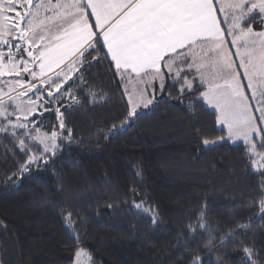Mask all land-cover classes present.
<instances>
[{
  "label": "snow or ice",
  "instance_id": "6c2138e0",
  "mask_svg": "<svg viewBox=\"0 0 264 264\" xmlns=\"http://www.w3.org/2000/svg\"><path fill=\"white\" fill-rule=\"evenodd\" d=\"M105 71L126 109L107 138L154 115L167 96L184 104L190 119L207 113L214 130H226L209 139L194 124L202 150L242 141L244 166L260 177L246 219L213 235L205 205L187 233H177V264H224L209 257L234 244L244 264H264L256 239L264 228L253 227L256 218L264 221V0H0V159L13 165L6 182L34 172L60 178L57 160L83 143L70 126L74 117L113 98ZM126 195L134 214L160 222L146 194L132 188ZM61 215L75 242L68 245L72 264H96L78 232L79 213L67 206ZM0 229L7 232L3 220ZM202 233L209 236L201 249L191 242Z\"/></svg>",
  "mask_w": 264,
  "mask_h": 264
},
{
  "label": "trees",
  "instance_id": "16d2710c",
  "mask_svg": "<svg viewBox=\"0 0 264 264\" xmlns=\"http://www.w3.org/2000/svg\"><path fill=\"white\" fill-rule=\"evenodd\" d=\"M103 75L113 98L106 106L74 117L70 126L83 143L74 142L57 160L54 171L59 179L49 171L6 182L13 165L0 159V220L7 225V232L0 229L4 264H72L68 245L75 242L65 227L62 207H73L82 218L78 232L96 264H177L183 246L176 245V235L187 233L186 226L205 205L213 235L250 214L260 177L245 168L242 143L202 150L191 131L194 124L201 125L209 139L226 136V130H214L218 126L207 113L190 119L185 105L167 96L154 115L107 138L108 127L126 109L108 73ZM132 188L146 194L149 205L159 206L155 226L129 209L133 197L126 194ZM253 227L264 228V221L256 218ZM208 236L202 233L191 243L202 249ZM256 239L264 246V235L258 232ZM216 256L224 264H244L242 249L235 244L209 258Z\"/></svg>",
  "mask_w": 264,
  "mask_h": 264
},
{
  "label": "rangeland",
  "instance_id": "374dc122",
  "mask_svg": "<svg viewBox=\"0 0 264 264\" xmlns=\"http://www.w3.org/2000/svg\"><path fill=\"white\" fill-rule=\"evenodd\" d=\"M131 87H133V86L132 85H129V88H131ZM226 135H227V132H226ZM228 142L233 143L231 141H228ZM236 143H242V141H237Z\"/></svg>",
  "mask_w": 264,
  "mask_h": 264
}]
</instances>
